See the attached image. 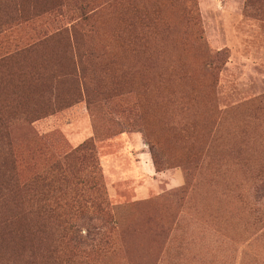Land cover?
Wrapping results in <instances>:
<instances>
[{
	"label": "rangeland",
	"instance_id": "rangeland-1",
	"mask_svg": "<svg viewBox=\"0 0 264 264\" xmlns=\"http://www.w3.org/2000/svg\"><path fill=\"white\" fill-rule=\"evenodd\" d=\"M0 165V264H264V0H0Z\"/></svg>",
	"mask_w": 264,
	"mask_h": 264
},
{
	"label": "trees",
	"instance_id": "trees-1",
	"mask_svg": "<svg viewBox=\"0 0 264 264\" xmlns=\"http://www.w3.org/2000/svg\"><path fill=\"white\" fill-rule=\"evenodd\" d=\"M2 167H3V165H0V169ZM6 202H7L6 197L4 195H1L0 196V203L1 204H5ZM12 234H17V233L16 232L14 233L13 230H10V228H8L7 223H4V222L3 223H0V243H2L4 241V238H6L7 236H11ZM26 234L29 235V236H31L29 230L26 231ZM21 235L24 236L25 233H21ZM1 261H5V259L2 258Z\"/></svg>",
	"mask_w": 264,
	"mask_h": 264
}]
</instances>
